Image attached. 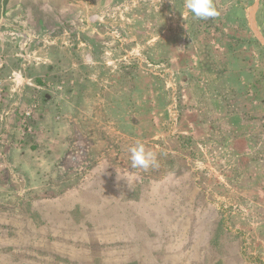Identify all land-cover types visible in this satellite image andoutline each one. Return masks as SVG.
<instances>
[{"label": "rangeland", "instance_id": "1", "mask_svg": "<svg viewBox=\"0 0 264 264\" xmlns=\"http://www.w3.org/2000/svg\"><path fill=\"white\" fill-rule=\"evenodd\" d=\"M183 4L29 0L0 26V264H78L97 225L159 264H264V0Z\"/></svg>", "mask_w": 264, "mask_h": 264}, {"label": "crops", "instance_id": "2", "mask_svg": "<svg viewBox=\"0 0 264 264\" xmlns=\"http://www.w3.org/2000/svg\"><path fill=\"white\" fill-rule=\"evenodd\" d=\"M28 1L29 0H0V26L3 23L9 24L15 20L12 18V16L16 14L14 11L20 8L26 9ZM116 231L117 229L115 227L97 225L90 233V245H95L94 248L90 246L91 249L89 248L86 252L83 251L84 254L81 258L78 254H72L70 258L74 257L73 260L78 264L80 262L84 264L85 256L93 258V264L95 259L101 262L104 261L105 264H159V259L154 254V249L151 246L152 241L148 238L147 233H144L145 237L143 243L131 242V244L128 245V241H124L125 238L116 237ZM173 255H175V253L173 254L170 252L169 257L171 261L169 264H172L173 258L177 261L176 264H179L176 256L173 257Z\"/></svg>", "mask_w": 264, "mask_h": 264}, {"label": "clouds", "instance_id": "3", "mask_svg": "<svg viewBox=\"0 0 264 264\" xmlns=\"http://www.w3.org/2000/svg\"><path fill=\"white\" fill-rule=\"evenodd\" d=\"M183 6L196 19L207 20L219 15L214 0H184ZM128 152L132 168L147 170L158 166L155 154L146 151L145 146L139 142L130 146Z\"/></svg>", "mask_w": 264, "mask_h": 264}, {"label": "built area", "instance_id": "4", "mask_svg": "<svg viewBox=\"0 0 264 264\" xmlns=\"http://www.w3.org/2000/svg\"><path fill=\"white\" fill-rule=\"evenodd\" d=\"M1 100H2V93H1V88H0V105H1Z\"/></svg>", "mask_w": 264, "mask_h": 264}]
</instances>
